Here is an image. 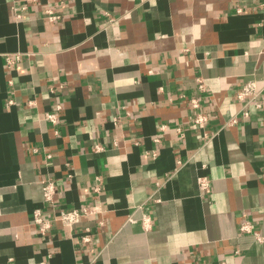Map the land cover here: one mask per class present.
I'll return each mask as SVG.
<instances>
[{
	"label": "crops",
	"instance_id": "1",
	"mask_svg": "<svg viewBox=\"0 0 264 264\" xmlns=\"http://www.w3.org/2000/svg\"><path fill=\"white\" fill-rule=\"evenodd\" d=\"M250 79L264 87V0H0V264H264Z\"/></svg>",
	"mask_w": 264,
	"mask_h": 264
},
{
	"label": "built area",
	"instance_id": "2",
	"mask_svg": "<svg viewBox=\"0 0 264 264\" xmlns=\"http://www.w3.org/2000/svg\"><path fill=\"white\" fill-rule=\"evenodd\" d=\"M47 13L51 20L58 17V15L53 14L50 9L47 10ZM9 62L12 63L13 60L9 59ZM198 87L200 90H204L203 81L200 82ZM259 96H264V87H260L257 81L254 79L245 81L236 93L237 99L241 101H245L247 105L251 103L252 101H256V99ZM189 101L193 108H197L200 105V98L197 96L191 97ZM57 107L60 108V106H57ZM58 118H59L58 113L54 111H50L46 114V119L50 120L53 124L57 123ZM114 120H116V118H114ZM206 120H207V116L204 114H199V113L196 114L193 119L194 123L198 125H203ZM231 122H236V120L232 119ZM165 127L166 125L163 124L162 128H165ZM177 130L181 131V127H177ZM198 185L200 189L208 190L211 186V179L205 175L199 176ZM56 190H57V186L54 183V181L46 180L45 182H43V194H44L45 200L52 201L54 194L56 193ZM95 209L96 208L94 206L84 207L83 209H70V210L64 209L60 211L58 215H56V218H54V220H59L64 226L72 227L75 224L79 223L84 215L90 212H93ZM32 218H33V221L37 224L39 232L41 234H45V232L52 225V220L46 219L45 217H43L42 211L40 208L34 210ZM143 226L147 229L151 227L150 216L145 215L143 217ZM251 227L252 225L249 221H244L240 224V229L242 232H250ZM83 240L84 241L90 240V235L88 233L84 234ZM40 264H44V263H40ZM221 264H224V263H221Z\"/></svg>",
	"mask_w": 264,
	"mask_h": 264
}]
</instances>
